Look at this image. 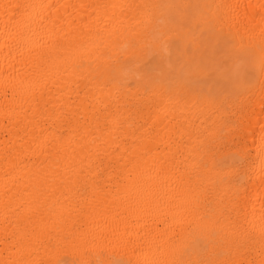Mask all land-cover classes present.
Returning a JSON list of instances; mask_svg holds the SVG:
<instances>
[{"label":"bare ground","instance_id":"1","mask_svg":"<svg viewBox=\"0 0 264 264\" xmlns=\"http://www.w3.org/2000/svg\"><path fill=\"white\" fill-rule=\"evenodd\" d=\"M0 264H264V0H0Z\"/></svg>","mask_w":264,"mask_h":264}]
</instances>
